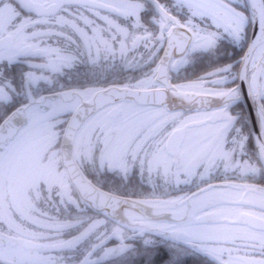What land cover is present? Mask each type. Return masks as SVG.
Masks as SVG:
<instances>
[{
  "label": "snow or ice",
  "instance_id": "obj_1",
  "mask_svg": "<svg viewBox=\"0 0 264 264\" xmlns=\"http://www.w3.org/2000/svg\"><path fill=\"white\" fill-rule=\"evenodd\" d=\"M0 264H264V0H0Z\"/></svg>",
  "mask_w": 264,
  "mask_h": 264
}]
</instances>
